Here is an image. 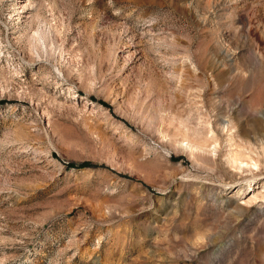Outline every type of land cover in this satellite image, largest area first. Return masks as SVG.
Wrapping results in <instances>:
<instances>
[{
    "label": "rangeland",
    "instance_id": "1",
    "mask_svg": "<svg viewBox=\"0 0 264 264\" xmlns=\"http://www.w3.org/2000/svg\"><path fill=\"white\" fill-rule=\"evenodd\" d=\"M0 264H264V0H0Z\"/></svg>",
    "mask_w": 264,
    "mask_h": 264
},
{
    "label": "bare ground",
    "instance_id": "2",
    "mask_svg": "<svg viewBox=\"0 0 264 264\" xmlns=\"http://www.w3.org/2000/svg\"><path fill=\"white\" fill-rule=\"evenodd\" d=\"M25 5L26 4H24V5H22L21 6V8H24L25 7ZM21 12H23V13H27V11H21ZM211 111V110H210ZM207 116V115H206ZM205 116V117H206ZM203 117H204V115H203ZM204 117V118H205ZM210 117V116H209ZM203 118V119H204ZM207 118V117H206ZM210 119V118H209ZM209 119L207 120H205L204 121V123H206V122H209ZM211 120V119H210ZM207 125H208V123H206ZM210 125H212V123H209ZM215 124L217 125V126H222L223 128H227V130L229 131V130H231L234 126H233V119H231V117L230 118H226V119H223V120H220V119H216V121H215ZM186 125V124H185ZM197 126V125H196ZM216 126V127H217ZM205 127V126H204ZM209 126H207L206 127V129H208V133L209 132H212V134H208V133H206L205 135L203 134L202 135V133L199 131V129L196 127V129L194 128L193 129V131H189V128H190V126H189V128H187L188 129V131L190 132V134H192V138L191 139H189V141H188V146L190 147V149H195V150H203V151H216L217 150V148H218V140H219V136H218V134H216V129L215 128H213L212 126H210L209 128H208ZM212 127V128H211ZM184 128V127H183ZM192 128V127H191ZM202 128V127H201ZM202 130V129H201ZM205 132V131H204ZM229 133V132H228ZM229 134H231V133H229ZM228 135V134H227ZM188 136H189V134H188ZM229 136V135H228ZM189 137H191V136H189ZM188 137V138H189ZM233 137H232V134H231V136H230V139H232ZM231 141V140H230ZM245 141V140H244ZM212 144H214L215 146L211 149V146H212ZM238 146H236V148H237ZM239 149V148H238ZM241 150V149H240ZM211 151V152H212ZM234 155V154H233ZM240 159V157H238V155L236 156H233L232 158H229V161L230 162H238L239 161V159ZM243 158H241V160H242ZM239 161L238 163H243L242 161ZM256 164V163H255Z\"/></svg>",
    "mask_w": 264,
    "mask_h": 264
}]
</instances>
